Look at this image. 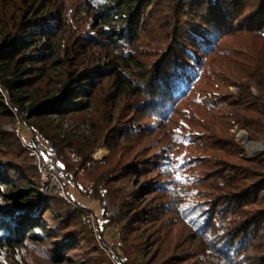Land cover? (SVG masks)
<instances>
[{
    "label": "trees",
    "instance_id": "1",
    "mask_svg": "<svg viewBox=\"0 0 264 264\" xmlns=\"http://www.w3.org/2000/svg\"><path fill=\"white\" fill-rule=\"evenodd\" d=\"M4 1L0 264H264V148L248 159L235 139L264 147L249 90L264 97V0H77L80 25L70 0H13L11 22ZM65 27L59 88L41 95ZM93 107L86 140L33 135V121ZM102 143L109 155L92 158Z\"/></svg>",
    "mask_w": 264,
    "mask_h": 264
},
{
    "label": "rangeland",
    "instance_id": "2",
    "mask_svg": "<svg viewBox=\"0 0 264 264\" xmlns=\"http://www.w3.org/2000/svg\"><path fill=\"white\" fill-rule=\"evenodd\" d=\"M70 3L71 4L65 3V8H64L65 9L64 10L65 15L67 16V18L72 20L73 24H76V25L77 24L78 25L83 24L87 20V18L85 17L84 12L82 10H80L78 8V6H76L77 0H70ZM4 10H6V12H5L6 18L4 20H6L8 22L13 21L16 16L20 15V10H19V8H16L13 0H5L4 1ZM71 31H72L71 28H68L66 30V27H65L61 30V33L59 35L60 37L57 36L54 39L55 55L51 60H49L46 63V65H45L46 70L44 71L45 75L43 76L41 81L37 84V87H38L37 89L39 90L41 95L42 94H44V95L48 94L49 96L54 95V94H56V91L59 88L57 81L61 77V73L63 71L61 70V66L58 65L59 63L55 64V61L57 62V60H58L57 54L61 50V46L64 43V36H66L67 34L69 35V33ZM4 33H5V30H4L2 23L0 21V41L3 39ZM62 36H63V38H62ZM66 37H65V39H66ZM222 71L227 75V77H228V75H230L233 78H235L234 75H231L233 72L230 69V67L224 66ZM230 80L229 81L227 80L224 83V86H222V89H225V90L231 92L233 95H236L238 93L237 88L232 85V82ZM249 90H250L252 96H256V97L260 98L261 101L264 103V97L258 95L256 90L252 86L249 87ZM45 96H47V95H45ZM94 112H95V109L93 107L91 109H88L86 114L84 116H81V117H76V116H71V117L68 116L67 117L66 116V117L61 118L57 115H51V116H48V118H46L48 120L44 119L42 121H33L32 123L36 126V130H37V131H33V135L38 140V143H40L41 145H44L46 148H49L48 143L45 140L46 135H48V136L49 135H57V137L60 139L74 138V139H77L80 141L86 140L89 137L94 136V134L96 133L95 130H92L94 128L91 126V124L93 123L92 115H94ZM191 114L193 115L194 111H192ZM17 131L20 135H23L24 133L29 134L28 129H23L20 125H18ZM235 139L239 143L242 144V148L246 151V155H247L248 159L251 158L252 153H254L256 150L260 151L264 148L263 144L261 143L262 148L255 149L256 148L255 147L249 151L247 148L248 143H251L254 145H258V143L248 142L246 140V132L242 129L236 130ZM249 154H250V156H249ZM108 155H109V149L103 143L96 146L94 148V150L92 151V158L97 159V160H102L105 157H107ZM29 157H34L38 163L42 162L40 154L37 153L36 151H31L29 154ZM119 158H120V156H119ZM41 171L42 172L39 176V186L41 188H46L50 184V179L48 176L49 172L47 170L46 171L41 170ZM55 179H56L57 183L59 184V186L61 187L60 194L64 195L63 190L65 187H68V185L66 186V184H64V182L58 178H55ZM70 191L73 193L74 199H79V201H81L83 204L88 205L90 207H93L95 213L97 215L99 214L98 207L95 206V203L93 201H91V200L83 201L76 194H74L72 189ZM84 218L87 221H89L90 226L92 228H95L94 217L91 213H86ZM108 235L109 236L111 235L110 237H112V234L109 231H108ZM108 241H110V240L108 239Z\"/></svg>",
    "mask_w": 264,
    "mask_h": 264
},
{
    "label": "bare ground",
    "instance_id": "3",
    "mask_svg": "<svg viewBox=\"0 0 264 264\" xmlns=\"http://www.w3.org/2000/svg\"><path fill=\"white\" fill-rule=\"evenodd\" d=\"M243 136V135H242ZM256 147V148H255ZM247 148L248 150L250 151L251 149L255 148V149H260L262 148V145L261 144H258V145H254V144H251V143H248L247 144ZM103 151V150H102Z\"/></svg>",
    "mask_w": 264,
    "mask_h": 264
},
{
    "label": "snow or ice",
    "instance_id": "4",
    "mask_svg": "<svg viewBox=\"0 0 264 264\" xmlns=\"http://www.w3.org/2000/svg\"><path fill=\"white\" fill-rule=\"evenodd\" d=\"M177 131H178V130H177ZM182 164H183V157H181V158L179 159V162L177 163V165H176L175 167H176V168H180ZM176 179L179 180L180 177L177 175Z\"/></svg>",
    "mask_w": 264,
    "mask_h": 264
},
{
    "label": "built area",
    "instance_id": "5",
    "mask_svg": "<svg viewBox=\"0 0 264 264\" xmlns=\"http://www.w3.org/2000/svg\"><path fill=\"white\" fill-rule=\"evenodd\" d=\"M256 151H258V150H256ZM256 151H255V152H256ZM249 156H250V154H249Z\"/></svg>",
    "mask_w": 264,
    "mask_h": 264
},
{
    "label": "water",
    "instance_id": "6",
    "mask_svg": "<svg viewBox=\"0 0 264 264\" xmlns=\"http://www.w3.org/2000/svg\"><path fill=\"white\" fill-rule=\"evenodd\" d=\"M258 144H261V143H258ZM262 145V144H261Z\"/></svg>",
    "mask_w": 264,
    "mask_h": 264
}]
</instances>
